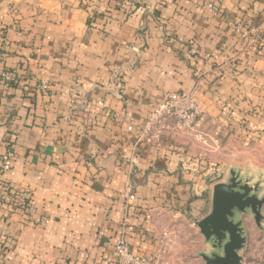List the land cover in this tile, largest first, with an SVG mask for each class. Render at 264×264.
Instances as JSON below:
<instances>
[{"label": "crops", "instance_id": "crops-1", "mask_svg": "<svg viewBox=\"0 0 264 264\" xmlns=\"http://www.w3.org/2000/svg\"><path fill=\"white\" fill-rule=\"evenodd\" d=\"M253 26L264 0L1 2L0 71L17 77L0 82L3 180L34 211L0 207V264H107L120 235L153 264H203L207 179L264 131ZM168 92L192 94L196 126L141 133Z\"/></svg>", "mask_w": 264, "mask_h": 264}, {"label": "built area", "instance_id": "built-area-1", "mask_svg": "<svg viewBox=\"0 0 264 264\" xmlns=\"http://www.w3.org/2000/svg\"><path fill=\"white\" fill-rule=\"evenodd\" d=\"M247 34L252 38V44L264 47V33H259L257 27L248 28ZM191 52H194L192 50ZM17 80L15 73L11 71H0V82L9 86ZM48 87L46 81H41L39 88L44 91ZM199 115V107L191 93L188 92H168L165 93L160 101L155 103L146 119V122L136 127L141 133H148V136L158 137L160 130L166 126V121L171 119L177 127L187 130L194 129L196 119ZM132 126H129V129ZM14 153L12 146L0 154V207L12 206L14 209L32 213V193L30 189L13 191L10 185L3 180V175L10 170L13 164ZM129 190V189H128ZM126 199L132 200L133 193L125 194ZM37 223H43L45 220H35ZM107 264H153L148 258L130 251L128 244L120 235L113 241L112 256L108 259Z\"/></svg>", "mask_w": 264, "mask_h": 264}, {"label": "water", "instance_id": "water-1", "mask_svg": "<svg viewBox=\"0 0 264 264\" xmlns=\"http://www.w3.org/2000/svg\"><path fill=\"white\" fill-rule=\"evenodd\" d=\"M258 184L249 177L240 178L230 170L227 180L213 184L210 208L195 221L198 233L208 249L200 254L203 264H241L239 251L245 242L240 215L253 214L260 224L264 195H257Z\"/></svg>", "mask_w": 264, "mask_h": 264}, {"label": "rangeland", "instance_id": "rangeland-1", "mask_svg": "<svg viewBox=\"0 0 264 264\" xmlns=\"http://www.w3.org/2000/svg\"><path fill=\"white\" fill-rule=\"evenodd\" d=\"M4 1L15 2L17 0H0V3ZM168 121L170 122V120H167L165 123L167 124ZM216 144L214 149L217 148ZM228 149L230 150V158H225V162L221 163L220 170L216 171L213 177L207 179L209 184L227 180L228 172L234 170L241 179L245 176L249 177L251 185L257 183V195H264V131L257 136L256 140H250L241 147L230 143ZM261 214L260 224L256 223L253 214L249 212L239 217L245 236V242L239 251L242 257L241 264H264V205L261 208ZM184 259L182 257V260Z\"/></svg>", "mask_w": 264, "mask_h": 264}]
</instances>
